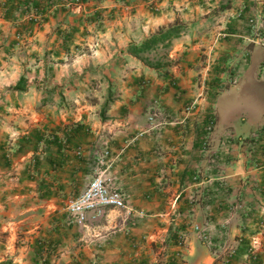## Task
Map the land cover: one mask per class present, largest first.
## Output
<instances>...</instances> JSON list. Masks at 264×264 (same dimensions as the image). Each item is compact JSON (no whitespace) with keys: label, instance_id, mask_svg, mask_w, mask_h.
<instances>
[{"label":"crops","instance_id":"obj_1","mask_svg":"<svg viewBox=\"0 0 264 264\" xmlns=\"http://www.w3.org/2000/svg\"><path fill=\"white\" fill-rule=\"evenodd\" d=\"M75 2L0 0V264H264L259 87L205 86L230 57L261 71L264 0ZM175 26L164 55L130 50ZM99 173L136 225L71 224Z\"/></svg>","mask_w":264,"mask_h":264},{"label":"built area","instance_id":"obj_2","mask_svg":"<svg viewBox=\"0 0 264 264\" xmlns=\"http://www.w3.org/2000/svg\"><path fill=\"white\" fill-rule=\"evenodd\" d=\"M75 3L81 10L83 6L81 0H76ZM34 21L39 23L40 19L35 17ZM221 88L223 87L221 86ZM195 105L196 102L192 103L187 108V112L193 111ZM215 127L216 116L211 115L206 127L207 142H205V146L209 145V137L213 133ZM104 154L105 156H108L110 153L106 151ZM108 209H117L125 212L127 220H129L131 226L138 223L137 219L144 217L142 212L136 213L129 208L127 198L120 191L111 187L108 179L103 173L97 174L83 193L77 198L70 200L66 206V211L70 216L71 224L78 226H85L88 214L91 213L93 214L94 219H99L106 214ZM196 229L200 230L198 226H196ZM254 243L257 244L258 241L255 240Z\"/></svg>","mask_w":264,"mask_h":264},{"label":"rangeland","instance_id":"obj_3","mask_svg":"<svg viewBox=\"0 0 264 264\" xmlns=\"http://www.w3.org/2000/svg\"><path fill=\"white\" fill-rule=\"evenodd\" d=\"M166 51H168V50L167 49L162 50L161 55H164ZM233 58L234 57L229 58V61L223 67V69L221 68V70L218 69V70H216V72H213L212 73L213 76H210L211 78L213 77L212 80H207V82H205V86L208 84V81H209L211 84V88H213L214 84L218 81L217 78L219 79L220 77H223L224 78L223 82H226L225 84H222L223 88L219 87V85H218V90L217 91L215 90L213 93L221 94V93H224L227 89H229L233 85H239V87H238L239 88L238 89L239 90L238 98L241 97V92H246V94L244 95V96H246V98L250 97V93H252V92H250L251 91L250 89H252L254 87H256V88L259 87L258 88L259 92H257L258 93L257 97L259 99V102L257 100L253 103L254 109H253L252 113H251V110L246 111V113H248V114H253L254 116H258L259 112L257 111V109L261 110L264 108V68H263L264 66L261 67V71L259 73L253 72L254 71L253 69H256L255 62H258L262 58L258 57L257 58L258 60L257 59L254 60V63L251 62L252 60H250L251 58H249V57H241L239 61H236ZM238 62H239V64L245 65V67L242 69L237 68L236 64H238ZM262 64L264 65V63H262ZM224 68H225V70H224ZM240 70H241V72H240ZM219 80H221V79H219ZM241 88H243L242 89L243 91H241ZM238 107H239V105H238ZM243 109L246 110V108H243ZM238 114H240V112H238ZM241 124H243V123H241ZM251 126H253V122H251V121H248V123L244 124V127H246V128H249ZM257 132L258 131H256L255 135H253L254 137L257 136ZM249 138H251V137H249ZM246 139H248V138H246ZM262 140L263 139L261 138V141Z\"/></svg>","mask_w":264,"mask_h":264},{"label":"trees","instance_id":"obj_4","mask_svg":"<svg viewBox=\"0 0 264 264\" xmlns=\"http://www.w3.org/2000/svg\"><path fill=\"white\" fill-rule=\"evenodd\" d=\"M181 30L182 28L180 26L172 27L166 32H162L158 36H154L153 38H151L150 40H148L141 46H131L130 50L136 55H140V56L142 54L150 55L152 53H156L159 48H162V50H165V49L169 50L172 45V42L180 36ZM144 59L147 60V62L152 65L150 57H147ZM155 65L159 67L161 65V62L157 61ZM23 83H24V78L21 79L19 85H22ZM261 133H262V129L257 132L256 137L252 136L251 138H248L245 141H248V143H254L256 142V140H261V138L264 139V136H262ZM229 139L230 138H228V140ZM231 140L232 139H230V142Z\"/></svg>","mask_w":264,"mask_h":264}]
</instances>
